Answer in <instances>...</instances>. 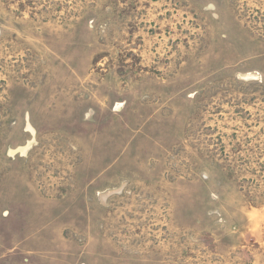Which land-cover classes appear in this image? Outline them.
<instances>
[{
    "label": "rangeland",
    "instance_id": "1",
    "mask_svg": "<svg viewBox=\"0 0 264 264\" xmlns=\"http://www.w3.org/2000/svg\"><path fill=\"white\" fill-rule=\"evenodd\" d=\"M0 264H264V0H0Z\"/></svg>",
    "mask_w": 264,
    "mask_h": 264
},
{
    "label": "bare ground",
    "instance_id": "2",
    "mask_svg": "<svg viewBox=\"0 0 264 264\" xmlns=\"http://www.w3.org/2000/svg\"><path fill=\"white\" fill-rule=\"evenodd\" d=\"M27 150H29V146L28 147H21V148H19L18 151L26 152Z\"/></svg>",
    "mask_w": 264,
    "mask_h": 264
}]
</instances>
